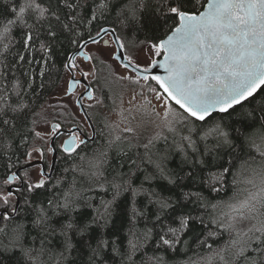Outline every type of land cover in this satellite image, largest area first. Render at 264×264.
<instances>
[{"label": "snow or ice", "instance_id": "6c2138e0", "mask_svg": "<svg viewBox=\"0 0 264 264\" xmlns=\"http://www.w3.org/2000/svg\"><path fill=\"white\" fill-rule=\"evenodd\" d=\"M261 93L264 0H7L0 255L264 264ZM106 102L115 117L94 111Z\"/></svg>", "mask_w": 264, "mask_h": 264}, {"label": "trees", "instance_id": "16d2710c", "mask_svg": "<svg viewBox=\"0 0 264 264\" xmlns=\"http://www.w3.org/2000/svg\"><path fill=\"white\" fill-rule=\"evenodd\" d=\"M6 2H7V0H0V7H3L6 4ZM128 38L129 39H143L144 38V35H143V33L129 32L128 33ZM67 50L68 51H72L73 49H71L70 47H68ZM57 51L61 54L60 55V59L62 60L63 59V53L65 52V48L58 47ZM96 67H97L98 77L100 76L99 73L101 71L98 72V70H100V69L103 72L107 73V74H108V72H110V69L109 68H105V67H103L101 65L100 66L97 65ZM98 67H100V69ZM60 75L63 76V69L60 70ZM101 76H102V74H101ZM57 83H59V81H57ZM104 91L107 94L109 93V90L108 89H104ZM261 95H264V93H261ZM44 99H47V96H45ZM40 102L42 103L43 100L40 101ZM237 111H240V110L238 109ZM99 117H100V115H99ZM225 119L228 120V122H231V119H236V116H235V114H233V117L231 119H229L228 117H225ZM181 159L182 158L179 155H176V156L172 157V159L168 163L169 168H171L173 170H176V171H179L180 168H181V166H182L181 165ZM0 186H2V179H0ZM156 186L159 187L161 191H164L165 194H168V192H167L168 186L165 184V182H163V181H157L156 182ZM173 191L175 192L176 190L173 189ZM27 195H28V193H26L25 191H21L18 194L19 201L21 203H23V200H24L25 196H27ZM213 195H215V194H213ZM17 255H18V253L16 255H0V264H15V262H16V256Z\"/></svg>", "mask_w": 264, "mask_h": 264}, {"label": "rangeland", "instance_id": "374dc122", "mask_svg": "<svg viewBox=\"0 0 264 264\" xmlns=\"http://www.w3.org/2000/svg\"><path fill=\"white\" fill-rule=\"evenodd\" d=\"M100 66V65H99ZM100 69V67H98ZM101 71L99 73V80H100V84H103L104 83V80L106 77H108V74L103 72L101 69L98 70V72ZM102 74V76H101ZM104 75V76H103ZM93 87L97 88V92L99 93V85L98 84H94ZM80 88L78 87L76 89V91H78ZM110 91H109V95H116L118 96L120 93L122 92H125L126 89H127V86L126 85H123V84H120L118 82H113L111 85H110ZM109 90V89H108ZM124 99L127 100V96L125 95L124 96ZM106 107H104V110L103 111H100L99 109H95L94 111L97 112L98 116L100 115L101 118H103L104 116H108L110 118H113L116 116V114L112 111V105L110 104V102H106Z\"/></svg>", "mask_w": 264, "mask_h": 264}, {"label": "water", "instance_id": "95a60500", "mask_svg": "<svg viewBox=\"0 0 264 264\" xmlns=\"http://www.w3.org/2000/svg\"><path fill=\"white\" fill-rule=\"evenodd\" d=\"M73 51V50H72ZM84 83H87V81H84ZM77 86L78 85H73V89H74V91H76V88H77ZM81 115L83 114V110H81V113H80ZM18 198V200H19V196L17 197Z\"/></svg>", "mask_w": 264, "mask_h": 264}, {"label": "flooded vegetation", "instance_id": "af4514ba", "mask_svg": "<svg viewBox=\"0 0 264 264\" xmlns=\"http://www.w3.org/2000/svg\"><path fill=\"white\" fill-rule=\"evenodd\" d=\"M78 87L81 88V85H78L77 88H78ZM77 88H76V89H77Z\"/></svg>", "mask_w": 264, "mask_h": 264}]
</instances>
